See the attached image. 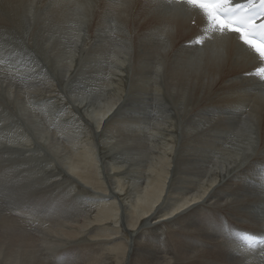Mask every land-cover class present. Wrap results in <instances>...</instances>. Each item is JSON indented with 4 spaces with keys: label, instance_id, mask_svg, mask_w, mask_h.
<instances>
[{
    "label": "bare ground",
    "instance_id": "6f19581e",
    "mask_svg": "<svg viewBox=\"0 0 264 264\" xmlns=\"http://www.w3.org/2000/svg\"><path fill=\"white\" fill-rule=\"evenodd\" d=\"M202 26L159 0H0V53L11 56L0 126L17 118L0 134V264H240L250 250L228 247L223 212L237 238H264V87L238 79L255 63L228 37L223 62L219 37L185 46ZM34 69L69 99L84 93L87 123L73 109L78 124H44L22 107ZM48 177L69 193L49 215ZM251 250L264 264V246Z\"/></svg>",
    "mask_w": 264,
    "mask_h": 264
},
{
    "label": "snow or ice",
    "instance_id": "6c2138e0",
    "mask_svg": "<svg viewBox=\"0 0 264 264\" xmlns=\"http://www.w3.org/2000/svg\"><path fill=\"white\" fill-rule=\"evenodd\" d=\"M159 4L163 8H183L192 24L196 23V17L199 16L203 25L201 34L185 46H203L206 41L213 42L219 37L221 47L213 53L217 62H223L225 58L223 38L233 40L237 49L255 63L254 71L242 73L238 79H255L256 87H264V0H159ZM10 60V55L6 59L0 53V67ZM261 96L264 97V92ZM182 207L188 208L189 205L186 203ZM238 239L249 248L257 243V236L252 233L239 235ZM259 243L264 244V238H260Z\"/></svg>",
    "mask_w": 264,
    "mask_h": 264
},
{
    "label": "rangeland",
    "instance_id": "374dc122",
    "mask_svg": "<svg viewBox=\"0 0 264 264\" xmlns=\"http://www.w3.org/2000/svg\"><path fill=\"white\" fill-rule=\"evenodd\" d=\"M36 71V75L34 74V75H32L31 76V78H30V80L32 81L33 80V83L30 85V86H28L27 88H22V91H21V89H19L18 88V92H17V94H19V96H21V97H24V98H22V99H24V101L21 99L20 100V104H22V107L24 108V109H26V110H28L29 108L31 109V107L33 106V105H35V106H33L32 107V109H34V110H36V112L34 113L36 116H34V117H37L38 119H40L42 122H44V124H48V123H50V122H55V124L56 123H58V122H61V123H63V124H65V126L67 125V126H69V127H71V125L73 124V122L75 121V124H78V120L76 121V119H77V117L73 114V112L75 111V113H79V115L82 117V115H81V113H80V111H78L77 109L79 108L78 107V105H79V101L80 100H82V97L84 96V93H79L77 90H76V87H75V90L74 89H72L73 90V93H79V94H81L80 96H82V97H79L80 99L78 100V98H76L75 100H74V98H68L67 96H64L60 91H53L54 89L51 87V85H50V79L46 76V73L44 72V70H41L40 71V69H34V71L33 72H35ZM18 72V71H17ZM6 74H10L11 75V73L10 72H5ZM42 73H43V75L46 77V81H42V78H41V76H42ZM24 73H22V74H20V75H23ZM20 75H18V76H20ZM35 81H37V82H35ZM49 84V85H48ZM80 85H82V84H80ZM37 86V87H36ZM48 86H49V88H48ZM39 87H40V90L38 91V89H39ZM25 89V90H24ZM25 92H24V91ZM27 90V91H26ZM51 92H50V91ZM20 91V92H19ZM79 91H80V89H79ZM35 93V94H34ZM21 94V95H20ZM52 94H57V96L55 95H52ZM61 94L62 96H60L59 97V95ZM49 95V96H48ZM29 96V97H28ZM25 97H26V99L28 100V98L30 99V102L29 103H26L25 102ZM28 97V98H27ZM41 98V99H40ZM104 98V99H103ZM33 99V100H32ZM64 99H65V101H64ZM48 100V101H47ZM51 100V101H50ZM68 100V101H67ZM100 100H105V97H101L100 98ZM23 101V102H22ZM35 102L36 104H38V106H40V107H37V105L36 104H32L31 102ZM57 101V102H56ZM72 101H75V102H77V104L74 102H72ZM58 102H60V103H58ZM65 102H67V104L65 103ZM81 102V101H80ZM105 102H106V104H105ZM48 103V104H47ZM68 103H69V105H71V107H72V109H70L71 107L68 105ZM84 103H87L86 101H84ZM100 103V102H99ZM104 104V105H100V104ZM102 103H100L99 104V106H100V108H102V106L104 107V108H102V109H106L105 107H107L108 106V103H107V101H104V102H102ZM14 105V104H13ZM74 105H77L76 106V108H74L73 106ZM85 105V104H84ZM82 106V105H79L80 107H86V105L85 106ZM36 107V108H35ZM48 107V108H47ZM57 107V108H56ZM42 108V109H41ZM64 109V111L62 110V109ZM55 109H56V111H58L57 113L55 112ZM61 109V110H60ZM73 109H74V111H73ZM64 112V113H63ZM43 114V116H41L42 114ZM47 113V114H46ZM48 113H50V114H48ZM60 113V114H59ZM66 114V115H65ZM59 115V116H58ZM63 117H62V116ZM65 115V116H64ZM68 115V116H67ZM69 115H70V117H69ZM67 116V117H66ZM44 117V119L45 120H47V121H45V120H43L42 118ZM60 117V118H59ZM64 117H66V119L64 118ZM84 117V116H83ZM82 117V118H83ZM5 118H6V116H5ZM54 118V119H53ZM10 119H17L14 115H12V114H10V116H9V120ZM53 119V120H52ZM62 119V120H61ZM69 119V120H68ZM84 119V121L86 122V120H85V117L83 118ZM9 120H6L5 119V121L3 122V124L4 125H2V126H0V128H2V129H0V134H2V133H4L5 131H6V128L9 126V124L10 123H7V122H9ZM67 120H68V122H67ZM71 120V121H70ZM63 121V122H62ZM66 121V122H65ZM65 122V123H64ZM68 123V124H67ZM87 123V122H86ZM8 125V126H7ZM20 124H18V123H16V122H13V124L12 125H10V132L11 133H23V130L25 129L26 130V134H27V140L29 139V134H28V129H26L25 127H24V125H23V123H22V125H20ZM23 126V127H22ZM68 127V128H69ZM44 132H48V133H50V135L51 134H54L52 131V129L51 128H49V129H45V130H43ZM75 131H77V129L75 130ZM81 132H84V131H80V132H74L75 134H79V133H81ZM55 135V134H54ZM57 135H55V137H56ZM63 136V134L61 133V134H59L56 138H58L59 139V141H61V140H66L67 141V138H66V134H64V138L62 137ZM63 138V139H62ZM76 138H78L79 139V137L78 136H76ZM61 139V140H60ZM73 142V143H72ZM71 143H68V146L70 147V146H77V144L75 145L74 144V142L75 141H72ZM67 146V145H66ZM0 154H2V153H0ZM33 155H36L37 156V154H33ZM28 161H30V162H33V163H37L38 161H36V160H33V159H31V160H28ZM49 165H52V162H51V164L50 163H46L45 165H44V168L45 167H47V166H49ZM1 167H0V169H2L3 167H2V165H0ZM212 167H213V165H212ZM211 167V168H212ZM215 170H213L212 171V173L214 172ZM212 173H210V175L212 174ZM48 176H53L52 174H48ZM50 180H52V178L51 179H49V177H48V179H47V181H46V184L47 185H49V181ZM49 187V188H48ZM46 189V196L44 195V194H42L43 195V197H44V200H45V203L47 204V206H46V213L49 215V213H53L54 214V210L57 208V207H55L54 205H56V206H58V203L60 202V200L62 201L63 199H67V197L69 196V193H68V191H67V189L66 188H64L63 186H61V187H56V186H53L52 188H57V189H54V191L55 192H52L53 191V189L52 188H50L51 187V184L48 186ZM50 189V190H49ZM45 190V189H44ZM43 190V191H44ZM57 190V191H56ZM42 191V192H43ZM62 192V194H63V196H64V198H63V196H62V194L61 193H59V192ZM58 192V193H57ZM53 193V194H52ZM33 194H35V192L33 193ZM32 194V195H33ZM49 194H50V196H51V198H50V196H49ZM31 195V197H33ZM55 195V196H54ZM59 196V197H58ZM48 197V198H47ZM66 197V198H65ZM45 198H47V199H45ZM60 198H62V199H60ZM32 199V198H31ZM50 200V204L48 205V201ZM53 200V201H52ZM58 200H59V202H58ZM54 201H55V203H56V201H57V203L56 204H54ZM31 202H32V200L30 201V204H31ZM51 202H53V204L51 203ZM52 204V205H51ZM49 208H50V210H49ZM61 209V208H60ZM224 213V214H223ZM222 213V216H221V218L218 220V219H216V221H217V223H218V225H219V227H220V229H221V231H222V234L223 235H225V237L226 238H228L229 239V242L228 241H225L226 242V244H230L228 247H235V245L231 242L232 240H237V242H238V238H237V236H236V233H235V230H234V227H233V222H234V220H235V218L233 217V215H230L229 213L227 214V212H223ZM50 214V215H51ZM230 215V218L231 217H233L232 218V220H230V218L228 217ZM264 215V214H263ZM224 220V221H223ZM223 221V222H222ZM225 222V223H224ZM223 225H222V224ZM224 226H226V227H224ZM230 227V228H229ZM228 228V229H227ZM224 229V230H223ZM226 229V230H225ZM231 229V230H230ZM233 229V230H232ZM230 230V231H229ZM222 241V240H221ZM224 242V241H223ZM232 245H234V246H232ZM241 248H244V249H246V250H250V253L245 257V259L247 260H243V259H241V261L243 262H240V264H254V263H256V261L254 260V259H252L253 258V256H252V253H251V248H249V247H247V246H245V245H242V244H238ZM79 252L80 251H78V254H79ZM74 254H76L77 252L76 251H74L73 252ZM81 253V252H80ZM251 254V255H250ZM252 256V257H251ZM250 259V261H249V259ZM252 259V260H251ZM246 261V262H245ZM249 262V263H248ZM250 262H252V263H250ZM256 264H259V263H256Z\"/></svg>",
    "mask_w": 264,
    "mask_h": 264
}]
</instances>
